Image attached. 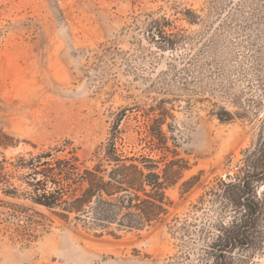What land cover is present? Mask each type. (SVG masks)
<instances>
[{
	"label": "rangeland",
	"instance_id": "obj_1",
	"mask_svg": "<svg viewBox=\"0 0 264 264\" xmlns=\"http://www.w3.org/2000/svg\"><path fill=\"white\" fill-rule=\"evenodd\" d=\"M148 16L171 20L183 43L159 49ZM233 98L260 108L220 121L222 108L237 110ZM155 106L166 109V144L188 166L167 190L164 221L97 235L0 185V264H201L217 225L233 218L221 195L264 115V0H0V132L10 137L0 160L64 141L88 159L121 110L123 149L157 158L143 121ZM254 195L264 203V182ZM252 235L234 264H264V214Z\"/></svg>",
	"mask_w": 264,
	"mask_h": 264
},
{
	"label": "trees",
	"instance_id": "obj_2",
	"mask_svg": "<svg viewBox=\"0 0 264 264\" xmlns=\"http://www.w3.org/2000/svg\"><path fill=\"white\" fill-rule=\"evenodd\" d=\"M183 15L190 24L197 18L191 9H185ZM143 27L159 49L171 50L184 41L181 34L171 31L172 22L165 16H148ZM239 100L231 101L236 111L222 108L217 118L225 122L249 119L260 108L259 101ZM155 107L150 110L157 112L147 113L143 121L150 150L160 153L157 158L151 153L136 154L123 149L118 127L124 114L121 110L109 136L95 147L88 159L80 158L74 147L67 148L69 141L36 153L3 157L0 160L2 193L28 199L64 222L94 229L97 235L141 231L163 222L171 206L167 190L178 183L188 166L166 144L161 129L166 109ZM257 119L255 140L243 151L245 167L241 176L226 183L221 195L233 218L217 225L221 234L212 239L201 264H234L231 253L238 246L249 245V237H254L253 230L264 214V203L254 195L256 183L264 182V115ZM2 137H10L0 132V146L6 148L9 143L2 141ZM15 181L22 186L21 190ZM191 184L182 182L185 190ZM247 261L243 262L247 264Z\"/></svg>",
	"mask_w": 264,
	"mask_h": 264
},
{
	"label": "built area",
	"instance_id": "obj_3",
	"mask_svg": "<svg viewBox=\"0 0 264 264\" xmlns=\"http://www.w3.org/2000/svg\"><path fill=\"white\" fill-rule=\"evenodd\" d=\"M256 264H261V263H256Z\"/></svg>",
	"mask_w": 264,
	"mask_h": 264
}]
</instances>
